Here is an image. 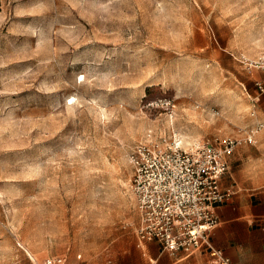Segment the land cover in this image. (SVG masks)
Instances as JSON below:
<instances>
[{
  "label": "rangeland",
  "instance_id": "1",
  "mask_svg": "<svg viewBox=\"0 0 264 264\" xmlns=\"http://www.w3.org/2000/svg\"><path fill=\"white\" fill-rule=\"evenodd\" d=\"M262 54L264 0H0V264H111L129 151L239 135Z\"/></svg>",
  "mask_w": 264,
  "mask_h": 264
},
{
  "label": "built area",
  "instance_id": "2",
  "mask_svg": "<svg viewBox=\"0 0 264 264\" xmlns=\"http://www.w3.org/2000/svg\"><path fill=\"white\" fill-rule=\"evenodd\" d=\"M251 62L264 69V54ZM254 86L258 93L264 92V76L255 80ZM262 126L258 122L241 135L186 146L179 138L135 144L128 160L132 168L129 188L139 213L137 239L155 240L163 250L185 255L205 245L214 263L234 264L209 244L208 236L218 223L217 205L234 193L232 187L220 185L227 170L226 157L237 144L251 142ZM40 264L81 262L46 257Z\"/></svg>",
  "mask_w": 264,
  "mask_h": 264
},
{
  "label": "crops",
  "instance_id": "3",
  "mask_svg": "<svg viewBox=\"0 0 264 264\" xmlns=\"http://www.w3.org/2000/svg\"><path fill=\"white\" fill-rule=\"evenodd\" d=\"M263 76L264 69L258 67L248 76L251 109L248 123L239 135L258 122L263 126L251 142L237 144L226 157L227 170L220 178V185L232 187L234 193L217 205L218 223L208 236L209 244L234 264H264V92L258 93L254 86V81ZM138 223L139 215L136 226ZM65 262H81V259L76 256ZM111 264L217 263L211 260L205 245L185 255L163 250L155 240L139 241L136 237L128 248L117 253Z\"/></svg>",
  "mask_w": 264,
  "mask_h": 264
},
{
  "label": "snow or ice",
  "instance_id": "4",
  "mask_svg": "<svg viewBox=\"0 0 264 264\" xmlns=\"http://www.w3.org/2000/svg\"><path fill=\"white\" fill-rule=\"evenodd\" d=\"M79 79H80L81 81H83L84 77L81 76V77H79ZM68 103H72V100H69Z\"/></svg>",
  "mask_w": 264,
  "mask_h": 264
}]
</instances>
